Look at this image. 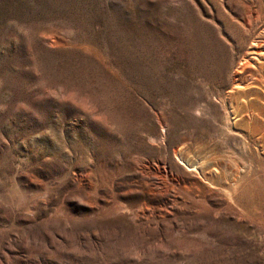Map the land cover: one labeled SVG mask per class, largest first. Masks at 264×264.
Returning <instances> with one entry per match:
<instances>
[{
  "label": "rangeland",
  "instance_id": "rangeland-1",
  "mask_svg": "<svg viewBox=\"0 0 264 264\" xmlns=\"http://www.w3.org/2000/svg\"><path fill=\"white\" fill-rule=\"evenodd\" d=\"M0 264H264V0H0Z\"/></svg>",
  "mask_w": 264,
  "mask_h": 264
}]
</instances>
